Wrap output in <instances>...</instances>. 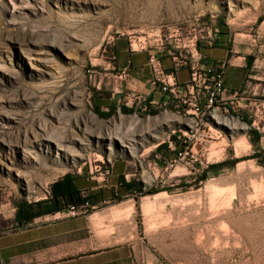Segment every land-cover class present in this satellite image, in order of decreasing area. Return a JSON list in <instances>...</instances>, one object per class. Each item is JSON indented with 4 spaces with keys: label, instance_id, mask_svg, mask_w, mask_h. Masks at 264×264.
Returning a JSON list of instances; mask_svg holds the SVG:
<instances>
[{
    "label": "rangeland",
    "instance_id": "374dc122",
    "mask_svg": "<svg viewBox=\"0 0 264 264\" xmlns=\"http://www.w3.org/2000/svg\"><path fill=\"white\" fill-rule=\"evenodd\" d=\"M117 40L158 57L245 55L255 91L240 95L254 103L221 105L211 139L184 133L177 99L117 103L105 75ZM116 164L136 188L105 197L131 200L94 220L95 238L124 244L125 264H264V0H0V233L59 176L101 184Z\"/></svg>",
    "mask_w": 264,
    "mask_h": 264
},
{
    "label": "crops",
    "instance_id": "0c3cea01",
    "mask_svg": "<svg viewBox=\"0 0 264 264\" xmlns=\"http://www.w3.org/2000/svg\"><path fill=\"white\" fill-rule=\"evenodd\" d=\"M228 49L221 45H211L202 52L197 50L204 65H216L227 61L224 67V86L228 91L239 95L229 94V107H236L243 112L246 105L240 91L248 90L254 94L253 76L246 64L245 55L231 56L228 59ZM149 53L144 50L129 48L126 44L116 42V72H108L107 81L111 84L110 99L119 103H132V96L151 105L172 104L173 96L151 85L152 70L148 63ZM172 57H159L164 72L173 71L176 83L180 86L189 79L187 67L177 70L171 68ZM238 59V60H237ZM114 68V67H113ZM124 72V75H122ZM122 164L113 165L108 176L101 184L95 183V177L89 174H64L53 180L46 190L47 198L41 200V213L27 220L20 219L19 227L8 232L0 233V264H125V245L111 239H96L94 220L102 219L103 225H108L107 218L112 211L120 210L126 201L118 198L105 199L107 195H117L125 189L123 197L131 195L136 188L135 183H122L120 172ZM103 194V197L97 194ZM82 199L76 205L81 207L88 203V213L72 214L69 207L73 202Z\"/></svg>",
    "mask_w": 264,
    "mask_h": 264
},
{
    "label": "built area",
    "instance_id": "2783aa9c",
    "mask_svg": "<svg viewBox=\"0 0 264 264\" xmlns=\"http://www.w3.org/2000/svg\"><path fill=\"white\" fill-rule=\"evenodd\" d=\"M148 53V63L152 70V77L150 80L151 85L159 88V90L163 92H169L173 96V100L177 99L178 104L175 105V108L182 105V113H190L191 115H194V106L196 102H205V104L215 103V110H220L221 105H224L225 101H227L229 94L233 96L239 95L235 91L228 94V91L224 86V62H218L216 65L214 64L210 66L204 65L201 62L200 57L198 55L196 57L190 49L189 56L187 57H182L180 59L172 57V70H177L181 67H187L189 70V79L181 85V92L179 91L180 86L175 81L173 71L168 73L164 72L159 57L152 51H149ZM122 75H124V72H122ZM131 98L136 103H141L142 105L146 104V102L140 99L139 96H132ZM225 110L226 109L224 108V111ZM177 112L180 113V111ZM214 112L210 115H214ZM194 116L198 117V115ZM234 118H238V116H235ZM186 127L188 126L186 125ZM198 130H200L203 137L209 139L212 138L213 134L211 129L206 127V118H200L199 128H193V132ZM88 207V203L85 202L80 208L71 205L69 210L72 214L77 212L85 213L88 210Z\"/></svg>",
    "mask_w": 264,
    "mask_h": 264
},
{
    "label": "bare ground",
    "instance_id": "6f19581e",
    "mask_svg": "<svg viewBox=\"0 0 264 264\" xmlns=\"http://www.w3.org/2000/svg\"><path fill=\"white\" fill-rule=\"evenodd\" d=\"M212 112H214V115H210ZM219 113H220V110H215V103H206V104H205V102H196L195 103L194 115H198V117H200V118H206V127L209 128V129L215 124V122H217V124L219 123V121L217 120V117H218ZM194 115H191L190 113H184V116H186L185 118L187 120V124L186 125L188 126V129L184 132L185 134L193 133V128H197V127L200 126V118L195 117ZM149 132H150V130L145 131L144 134L149 133ZM41 133H43V134L40 135L42 141H44V142L48 141L50 143L52 142V143H54L56 145V149L58 151L57 154L61 153L66 158L70 156L72 159L75 156H79V154L76 153L74 150H72V148L69 147L68 145H66L64 143H61V142H58V141L57 142L54 141L51 138V134L50 133H48L46 131L45 132L42 131ZM97 137H98V139H103V136H97ZM152 137H153V135H152ZM74 141L76 143L86 144L85 141L81 140L79 137L74 138ZM131 142H133L132 144H135V143L136 144H141L140 141H138L135 137H133V138H128L127 140L121 141L120 145L122 147L126 148V149H129V148H131V145H132ZM136 144H135V146H136ZM131 150H132V148H131ZM131 150H129V151H131ZM20 154H21L22 158L26 159V158L29 157L30 151H29V149L27 148L26 145H23V146L20 147ZM144 206H145V203H144Z\"/></svg>",
    "mask_w": 264,
    "mask_h": 264
},
{
    "label": "trees",
    "instance_id": "16d2710c",
    "mask_svg": "<svg viewBox=\"0 0 264 264\" xmlns=\"http://www.w3.org/2000/svg\"><path fill=\"white\" fill-rule=\"evenodd\" d=\"M81 202H83V200L78 199V200L74 201L73 202L74 204H72V205L77 207L76 205H78V203H81ZM39 203H40V201L35 202V203H22V204H20L19 212H18L19 218L21 220L22 219L27 220L30 217H33V216L41 213L42 210L39 209Z\"/></svg>",
    "mask_w": 264,
    "mask_h": 264
}]
</instances>
